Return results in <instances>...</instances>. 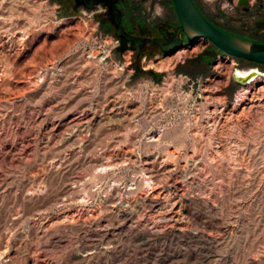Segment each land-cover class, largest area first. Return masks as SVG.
Wrapping results in <instances>:
<instances>
[{"label": "rangeland", "instance_id": "1", "mask_svg": "<svg viewBox=\"0 0 264 264\" xmlns=\"http://www.w3.org/2000/svg\"><path fill=\"white\" fill-rule=\"evenodd\" d=\"M6 1L0 19L15 25L0 23V264H264V65L206 40L183 58L150 45L138 59L121 41L105 64L69 19L72 0ZM193 1L226 33L264 43V0ZM122 5L129 34L153 39L162 26L181 37L172 0ZM252 69L250 83L233 77ZM245 86L255 99L237 105Z\"/></svg>", "mask_w": 264, "mask_h": 264}, {"label": "water", "instance_id": "2", "mask_svg": "<svg viewBox=\"0 0 264 264\" xmlns=\"http://www.w3.org/2000/svg\"><path fill=\"white\" fill-rule=\"evenodd\" d=\"M116 3L117 0H73L71 9L77 11L83 7L90 10L98 4L107 7V15L114 27V35L124 43L133 45L136 59L147 43L157 46L163 55H172L182 48L194 46L199 40H206L226 55L264 65V43L248 41L226 33L210 22L193 0H172L181 31L185 36V44L184 39L162 26L158 28L161 38L144 39L127 33L119 21L121 12L116 7ZM247 4L248 0H238L239 6ZM257 26L264 27V22L258 23ZM258 74L259 72L252 69L247 77L238 76L236 73L233 77L237 82L247 84Z\"/></svg>", "mask_w": 264, "mask_h": 264}, {"label": "built area", "instance_id": "3", "mask_svg": "<svg viewBox=\"0 0 264 264\" xmlns=\"http://www.w3.org/2000/svg\"><path fill=\"white\" fill-rule=\"evenodd\" d=\"M105 13V8L101 5H96L93 9H85L83 7L78 9V15L69 18L74 19L75 23L80 25L81 33L86 36L87 39L94 41L96 44H99L101 50L97 52L98 58H92L97 62L107 63L110 61L112 52L120 45L121 40L118 39L115 35L103 34L100 29L101 22L98 19L99 16H103ZM208 42V41H207ZM209 43V42H208ZM93 54V53H92ZM90 55V57L92 56ZM226 57H231L226 55ZM89 57V58H90ZM113 68L115 65H120L116 68L117 73H123L127 64L125 62H112Z\"/></svg>", "mask_w": 264, "mask_h": 264}, {"label": "bare ground", "instance_id": "4", "mask_svg": "<svg viewBox=\"0 0 264 264\" xmlns=\"http://www.w3.org/2000/svg\"><path fill=\"white\" fill-rule=\"evenodd\" d=\"M6 0H0V5L2 6V4H4V2H5ZM7 2V1H6ZM9 2L12 4V6H14V5H18V7H19V4H21V3H23V4H27V1L26 0H9ZM7 4V3H6ZM10 4V5H11ZM0 6V7H1ZM15 6V7H16ZM17 7V8H18ZM3 8V7H2ZM15 9V8H14ZM13 8H10L9 9V13H12L13 11L15 12L16 10H14ZM2 10V9H1ZM2 17H4V16H2ZM11 17H13V15H11L10 17H8L7 16V19H6V17L5 18H1L0 20V23H1V25L2 26H4V28H5V23H7V22H10L9 23V25L10 26H14L15 25V23L14 22H12V20H11ZM19 17V16H18ZM15 19V18H14ZM0 25V26H1ZM7 25V24H6ZM9 26V27H10ZM0 29H2V28H0ZM7 30V28H5V31ZM8 30H10V29H8ZM2 31H3V29H2ZM4 32V31H3ZM17 32V31H16ZM0 33H1V31H0ZM9 33H10V31H9ZM8 33V34H9ZM19 36L17 37V35H15L14 33H12V34H9L8 35V41H7V43L10 45V46H13V44H17V42L19 43V44H22L21 42H23L24 40H25V37H26V32L25 31H20L19 33ZM4 35V34H3ZM15 40H17V42H15ZM191 48V47H190ZM13 49V48H12ZM196 50V47L195 48H193V49H191L190 50V52H193V51H195ZM185 50L184 49H180V51L178 50V52L176 53V58H183V55L185 54ZM189 52V51H188ZM91 58H95V56L93 55ZM157 64V63H156ZM220 65V64H219ZM219 65H217L216 66V68L218 69L219 67L221 68V66H219ZM232 65H234V63L232 64ZM156 66L157 65H155L154 64V62L153 61H151V62H148V63H146V68H149V69H157V70H161L163 67H158V68H156ZM117 67H120V65H117L116 66V68ZM257 72H258V70L257 69H255ZM161 72V71H160ZM251 72V70H242V71H235V73L238 75V76H242V77H247V76H249V73ZM257 76H259V75H257ZM256 76V77H257ZM255 77V78H256ZM38 78H41V79H43L44 78V74H43V71L40 73V75H39V77ZM254 78V79H255ZM264 88V86H262V87H259L257 90H260V89H263ZM254 93V92H253ZM251 97V98H250ZM255 97H257V96H255ZM253 98H254V95H251V92L249 91V87H247V86H245V87H243L240 91H239V93L237 94V99H236V102H237V105H242L245 101H250L251 102V100H253ZM255 99V98H254ZM254 101H256V100H254ZM253 102V101H252ZM119 104V101L117 100V99H111L110 101H109V105H111V106H113V107H115V106H117ZM239 118V117H238ZM154 141H157V140H154ZM151 163V162H150ZM150 163H147V167L145 168V170H146V173H147V176H149V180L151 179V180H156L157 179V177L159 176V175H157V173H158V171H154V170H156V169H154V167H153V165H151ZM162 168H163V166H162ZM159 169H160V167H159ZM158 169V170H159ZM162 171V170H161ZM161 174H163V173H161ZM145 175V174H144ZM159 179H160V177H159ZM161 179H162V177H161ZM148 180V179H147ZM157 181V180H156ZM185 181V180H184ZM150 182V181H149ZM152 182V181H151ZM150 182V183H151ZM154 183V182H153ZM154 184H156V183H154ZM158 184V183H157ZM152 189H153V187H152ZM166 191V190H165ZM173 194V192L172 191H170V189L169 190H167V192H166V194L164 195V198H166L167 200L170 198V196ZM154 197V196H153ZM150 200H152V199H150ZM169 201V200H168ZM150 202V204L151 203H153V200L152 201H149ZM159 202V201H158ZM149 204V203H148ZM149 204V205H150ZM153 205V204H152ZM151 205V206H152ZM156 206H158V205H156ZM155 206V207H156ZM154 207V206H153Z\"/></svg>", "mask_w": 264, "mask_h": 264}, {"label": "flooded vegetation", "instance_id": "5", "mask_svg": "<svg viewBox=\"0 0 264 264\" xmlns=\"http://www.w3.org/2000/svg\"><path fill=\"white\" fill-rule=\"evenodd\" d=\"M72 2H73V0L71 1V4H70V7H71V5H72ZM123 0H117V3H116V7L120 10V12H121V15H120V17H119V21H120V23H121V25H122V27L123 28H125L124 26V23H123V12H122V8L121 7H123ZM98 5H100V4H98ZM102 6V5H101ZM104 8H105V13H104V15H103V17L108 21V23H109V25L111 24L112 25V23H111V19H110V17L107 15V7H105V6H103ZM246 11H247V9H246ZM262 22H264V21H262ZM258 23H261V22H257V24L256 25H258ZM125 30V29H124ZM168 30V29H167ZM126 31V30H125ZM169 32H172V33H174L177 37H179V38H184L185 39V36L183 35V33H182V31L180 32V34H181V37L179 36V35H177V33L176 32H173V31H170V30H168ZM127 32V31H126ZM128 33V32H127ZM138 37V36H137ZM141 38H144V39H150L148 36L147 37H141ZM157 38H161V35L160 36H158ZM239 38H241V37H239ZM241 39H243V38H241ZM249 41H251L250 39H249ZM151 44H149V43H147L146 45H145V47L146 46H150ZM151 46H155V45H151ZM156 48H158L157 46H155ZM159 49V48H158Z\"/></svg>", "mask_w": 264, "mask_h": 264}]
</instances>
